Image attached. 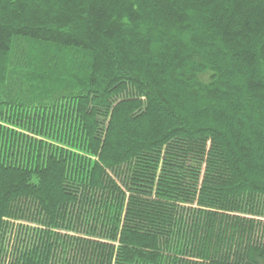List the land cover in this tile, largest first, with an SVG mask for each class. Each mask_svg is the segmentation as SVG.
Wrapping results in <instances>:
<instances>
[{"label":"trees","instance_id":"1","mask_svg":"<svg viewBox=\"0 0 264 264\" xmlns=\"http://www.w3.org/2000/svg\"><path fill=\"white\" fill-rule=\"evenodd\" d=\"M0 264H264V0H0Z\"/></svg>","mask_w":264,"mask_h":264}]
</instances>
